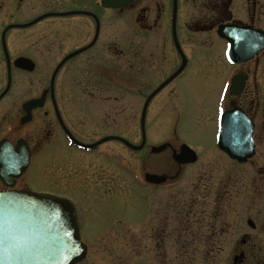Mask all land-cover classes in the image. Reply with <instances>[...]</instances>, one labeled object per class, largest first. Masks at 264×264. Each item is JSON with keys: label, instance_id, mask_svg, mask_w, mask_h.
<instances>
[{"label": "flooded vegetation", "instance_id": "obj_1", "mask_svg": "<svg viewBox=\"0 0 264 264\" xmlns=\"http://www.w3.org/2000/svg\"><path fill=\"white\" fill-rule=\"evenodd\" d=\"M122 60L123 64L119 63ZM200 61L204 62L196 63ZM71 71L80 73L76 86L85 81L98 88L95 90L108 106L119 101L116 91H124L122 98L137 97L139 116L148 96L168 79L150 97L145 119L151 103H161L162 111L176 98L179 78L193 73L195 84L203 81L213 102V149L221 158V191L215 204L207 195L200 199L191 193L186 239L178 235L182 239L171 246L188 248L190 258L198 255L204 263L212 261L214 247L218 253L233 249V264H264V0H0V156L5 151L8 156L17 153L20 146L27 150L24 169H0V191L32 190L71 198L29 183L27 171L34 153L54 141V154L59 155L62 145L91 152L111 141L84 148L68 138L63 126L86 144L116 135L108 130L89 142L77 137L55 89L60 73ZM86 75H95V80H84ZM36 77L43 82V89L36 95L20 96L19 85L34 83ZM32 100L38 104L26 105ZM174 106L178 118L179 109ZM114 113L101 114L114 124ZM221 114L226 115L220 124ZM220 129L223 148L217 144ZM163 143L162 150L167 148L172 158L181 144L195 152L194 161L177 163L173 158L176 164L204 165V154L188 143ZM146 147L151 152L154 145L146 142L145 134L142 149ZM207 164L204 168L209 166L210 173L218 166L217 162ZM165 176L162 183L144 181L157 186L167 181ZM209 204L216 206L211 212H216L218 224L210 218ZM160 225L158 242L170 244L166 219ZM86 259L85 255L74 264H90Z\"/></svg>", "mask_w": 264, "mask_h": 264}, {"label": "rangeland", "instance_id": "obj_2", "mask_svg": "<svg viewBox=\"0 0 264 264\" xmlns=\"http://www.w3.org/2000/svg\"><path fill=\"white\" fill-rule=\"evenodd\" d=\"M201 62L204 61L196 63ZM119 63L123 64V60ZM94 77L86 75L83 79L91 81L95 80ZM80 78V73L76 71L62 72L55 86L59 106L77 137L89 142L109 130L110 133L138 144L140 100L137 97L131 100L122 98L124 91L120 90L116 91L119 101L115 104L111 102L108 106L95 90L98 88L89 86L85 81L81 87L76 86V79ZM193 79V73L178 79L176 98L171 104L164 105L162 111L159 110L161 103H151L145 119V134L146 142L154 146L166 141L172 146L181 141L188 143L204 154L201 158L204 162L202 166L198 162L184 166L176 164L167 148L151 154L148 147L130 150L115 140L104 142L91 152L90 149L83 151L72 148L69 144L64 149L62 145L61 155L59 152L54 154L57 148H54V141L34 153L27 171L29 183L35 188L67 194L78 206L81 240L87 245L85 262L233 264V249L224 248L218 253L213 247L212 261L204 263L199 261L198 255L190 258L188 248L182 245L171 246V242L182 239L178 235L186 239L191 193L200 199L207 195L208 201L213 199L215 204L214 198L221 191V158L213 149V102L207 96L204 82L195 84ZM42 83L38 77L34 83L19 85L20 96L38 94L44 87ZM104 94L108 95L106 92ZM175 104L179 109L178 118L177 112L174 115ZM108 110L115 112L111 114L114 115V124L108 123L106 115L101 114ZM205 161L208 164L217 162L218 166L213 167L210 173L209 166L204 168L207 164ZM147 172L167 174V181L157 186H148L143 178ZM211 207L214 212L216 206L209 204L210 218L213 224H218L219 218L216 219V212L213 214ZM182 218H186V223ZM162 219H166L165 230L170 241L166 245L157 240ZM199 231L203 235L204 227Z\"/></svg>", "mask_w": 264, "mask_h": 264}, {"label": "water", "instance_id": "obj_3", "mask_svg": "<svg viewBox=\"0 0 264 264\" xmlns=\"http://www.w3.org/2000/svg\"><path fill=\"white\" fill-rule=\"evenodd\" d=\"M181 58L183 64L184 57L181 56ZM58 67L52 73V80ZM167 80L155 88L143 104L140 116L141 140L139 144H132L125 138L116 135L106 136L86 144L73 138L64 126L63 129L72 142L84 148H92L107 140H117L129 149L139 150L145 141L146 106L150 97L160 90ZM28 104L33 106L38 102L32 100L26 105ZM55 111L59 118L57 109ZM225 115L220 116V124ZM217 144L223 148L221 129L217 137ZM165 145L166 143H162L154 146L151 148V152L156 153L162 150ZM2 156H0V169L4 172H7L5 170L11 167L24 169L27 165V150L22 146L17 153H11L8 156L5 151ZM173 158L177 163L192 162L195 160V152L186 144H181L179 152L173 153ZM10 160L14 162L9 163ZM11 163L15 165L10 166ZM165 178V174L149 172L144 174V180L150 183H162ZM79 227L75 203L66 196L31 190L0 191V264H74L86 254V245L80 240Z\"/></svg>", "mask_w": 264, "mask_h": 264}]
</instances>
